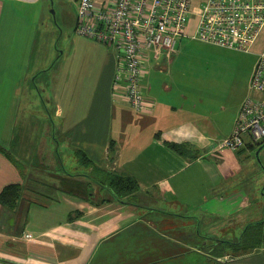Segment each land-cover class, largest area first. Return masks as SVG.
Returning <instances> with one entry per match:
<instances>
[{
	"label": "crops",
	"instance_id": "0c3cea01",
	"mask_svg": "<svg viewBox=\"0 0 264 264\" xmlns=\"http://www.w3.org/2000/svg\"><path fill=\"white\" fill-rule=\"evenodd\" d=\"M5 1L0 0V25L6 15L4 33H14L0 39V53L12 49L8 62L27 58L30 64L43 13L26 10L25 23L18 25L17 4L36 3ZM189 1L192 14L180 52L169 64L145 63L141 85L149 112L136 111L121 91L112 90V49L75 33L60 52L64 63L45 92L47 103L26 96L25 103L41 107L45 115L33 111L20 119L23 97L14 84L20 79L7 85L0 74V193L20 187L12 206L0 201V264H264V244L242 247V235L232 237L222 228L236 225L249 201L246 190L230 182L239 172L230 160L244 147L217 150L234 128L239 105L217 107L212 98H197L196 77L183 64L176 69L181 54L193 52L190 45L196 41L190 36L203 0ZM66 18L62 11V22ZM18 33L24 43L16 42ZM13 103L16 112L10 117ZM34 115L42 135L35 131ZM165 144L184 146L189 153L177 155ZM78 152L90 167L79 163ZM93 170L131 176L139 189L114 200L89 178ZM252 224L260 223L251 221L243 233ZM219 241L235 242V250L224 253L230 260L219 259L225 255L215 259L209 249L213 243L208 242Z\"/></svg>",
	"mask_w": 264,
	"mask_h": 264
},
{
	"label": "built area",
	"instance_id": "2783aa9c",
	"mask_svg": "<svg viewBox=\"0 0 264 264\" xmlns=\"http://www.w3.org/2000/svg\"><path fill=\"white\" fill-rule=\"evenodd\" d=\"M34 1V0H29ZM76 7V33L112 49V90L138 112L151 103L141 92L145 63H170L192 14L189 0H69ZM264 28V0H203L192 40L247 52ZM252 96L241 105L231 133L217 150L264 144V48L249 82ZM248 139H245V138ZM220 260H230L219 258Z\"/></svg>",
	"mask_w": 264,
	"mask_h": 264
},
{
	"label": "rangeland",
	"instance_id": "374dc122",
	"mask_svg": "<svg viewBox=\"0 0 264 264\" xmlns=\"http://www.w3.org/2000/svg\"><path fill=\"white\" fill-rule=\"evenodd\" d=\"M51 1L53 2V6L51 5ZM61 1L63 9L59 7L60 2L57 0H34L36 3L34 7L17 4L15 19L18 25H22L25 21L24 14L26 13L24 11L26 10L32 11V13L34 10H38L39 15L43 13V18L35 36L36 41L32 63L27 64V58L8 62V51L13 53L14 50L12 49L0 53V74L5 75L6 84L9 85L13 79H20L19 82L16 81L14 83L18 87L16 91H21V96L23 97L18 110V114L21 116L20 119L25 115L28 116L33 111H40L42 115H45L41 107L32 109L30 103L26 104V96L28 94L37 95L32 97L31 100L40 101V98H43L44 102L47 103L45 101V98H47L45 92L51 91V87L55 84L53 79L56 78V74H53L64 63L65 56L62 58L60 52L65 51L70 38L76 37L73 31L75 22L74 4L69 0ZM5 4L16 3H11L7 0ZM51 11L54 13H51ZM62 11L67 15L65 22H62ZM16 29L20 28L16 26ZM6 31L7 18L4 15L0 25V39H6L10 34L14 33H4ZM25 31L28 32V30ZM185 41H189V39ZM16 42L24 43L25 36L19 34ZM190 46H193V52L185 51L182 53L176 69L179 71V66L183 64L186 70L196 77L197 81L192 83V90L196 89L194 95L201 100L212 98L217 107L219 105L231 106L235 104L239 105L238 108L240 109L245 100L252 96V92L249 90V82L257 55L264 48V28L248 52L223 49L199 41H194ZM184 48H188V45L184 44ZM47 62V66H44L43 64ZM50 63L56 64L51 68V66H48ZM161 64L159 63L158 66ZM165 64L167 63L165 62ZM187 78L189 77L187 76ZM30 91L35 92L32 93ZM36 91L39 92L36 93ZM16 106L17 103L10 104V117L14 116ZM33 120L36 121L35 127L38 128L35 131L39 135L44 134L35 115ZM19 127V125L16 127V132ZM245 139L248 138L246 137ZM230 161L239 170V172L230 178V182L233 185L237 183L243 191L246 190L244 192L249 201L247 208L237 214V224L226 227L222 225V228L232 237L239 238L243 235L246 225L251 223V221L257 223L263 222L261 219L264 218V144L261 148L249 149L244 147L242 152L235 154ZM71 187L73 190L76 188ZM99 196L94 197V199H99ZM208 197L210 198L211 196L209 195ZM226 213L228 212L226 211ZM232 218L236 219L235 217ZM217 226L215 224L214 227L216 228ZM208 244L211 245L209 249L217 256L215 259L219 256L224 257V253L230 255L229 253L231 252L226 251H233L236 248L234 241L208 242ZM224 259H230V257L225 255Z\"/></svg>",
	"mask_w": 264,
	"mask_h": 264
},
{
	"label": "trees",
	"instance_id": "16d2710c",
	"mask_svg": "<svg viewBox=\"0 0 264 264\" xmlns=\"http://www.w3.org/2000/svg\"><path fill=\"white\" fill-rule=\"evenodd\" d=\"M76 15H77V11H76ZM73 31L79 37L88 38L85 36L78 35L76 33V23ZM90 40L96 42L93 39ZM177 51L179 52L178 49ZM141 92L143 95L142 86H141ZM165 146L168 147L173 153L177 155L185 156L189 153L186 150V148H184V146L181 145L165 144ZM190 157H192V155H190ZM77 159L80 164L85 165L87 168L90 167L89 160L82 152L77 153ZM89 178H91L96 184H98V186H100L105 191L104 193H106L107 191L109 196H111L112 199L117 201H120L125 196H130L136 193L139 189L138 182L133 177L127 175H119V174L108 173L100 170H93L89 174ZM19 189L20 187L17 185H13L5 188L0 193V201L5 205L12 206L18 199ZM106 194L102 195V197H104L102 198L103 201L108 199V197H106ZM241 239H242L241 241L242 247H249L256 244H260V245L264 244V222L260 224H252L251 226H249V228L243 233Z\"/></svg>",
	"mask_w": 264,
	"mask_h": 264
},
{
	"label": "water",
	"instance_id": "95a60500",
	"mask_svg": "<svg viewBox=\"0 0 264 264\" xmlns=\"http://www.w3.org/2000/svg\"><path fill=\"white\" fill-rule=\"evenodd\" d=\"M52 13H54V12L52 11Z\"/></svg>",
	"mask_w": 264,
	"mask_h": 264
}]
</instances>
